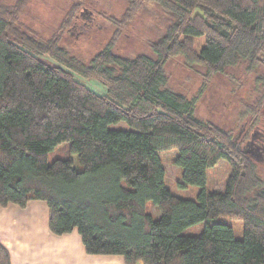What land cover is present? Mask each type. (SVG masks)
<instances>
[{
	"label": "trees",
	"instance_id": "16d2710c",
	"mask_svg": "<svg viewBox=\"0 0 264 264\" xmlns=\"http://www.w3.org/2000/svg\"><path fill=\"white\" fill-rule=\"evenodd\" d=\"M127 1V24L148 2L165 15L151 54L123 56L114 37L84 58L25 24L22 2L0 0V206L47 202L54 235L77 230L88 254L126 264H264V175L253 138L245 146L198 116L196 97L169 89L165 71L180 56L211 75L243 67L264 86V0ZM260 113L244 126L264 145ZM120 122L131 129H111ZM170 150L180 187L201 188L197 200L167 188L159 153ZM221 160L232 166L226 189L209 192L207 171ZM224 219L243 222L242 240ZM202 222L200 235H183ZM0 264H12L2 244Z\"/></svg>",
	"mask_w": 264,
	"mask_h": 264
},
{
	"label": "rangeland",
	"instance_id": "374dc122",
	"mask_svg": "<svg viewBox=\"0 0 264 264\" xmlns=\"http://www.w3.org/2000/svg\"><path fill=\"white\" fill-rule=\"evenodd\" d=\"M8 3L24 4L22 21L38 30L46 37L60 36L61 45L71 53L84 58L92 57L115 37L116 52L132 57L137 54H151L149 43L158 39L165 31L164 13L154 3H145L135 10L131 21L125 23L129 3L127 0H4ZM118 20L115 26L112 20ZM168 88L174 92L197 99V115L203 119L232 130L234 137L242 138L245 146L255 134L262 139V133L251 128L250 119L255 115L252 110L260 111L259 121L264 122V86L255 82L254 73H248L243 67L229 69L221 75H211L201 67H189L184 58L176 57L166 65ZM87 87L99 95L107 93L106 88L95 80H86ZM247 121L250 123L246 125ZM111 129L130 130L125 123L111 125ZM243 136V137H242ZM262 142L257 139V143ZM262 146V145H261ZM60 154V147L48 156L50 162ZM166 168L165 184L177 197L197 200L201 188L190 186L180 187L182 169L174 164L178 150L160 152ZM78 165V159L73 156ZM264 175V155L259 163ZM231 164L221 160L215 167L207 171L206 190L224 192ZM46 203L44 201H40ZM48 206V204H47ZM49 208V207H48ZM148 212L159 218V213L152 203L147 205ZM224 221L233 227L237 240L244 238V224L238 220ZM206 222L187 228L183 235L198 236Z\"/></svg>",
	"mask_w": 264,
	"mask_h": 264
},
{
	"label": "crops",
	"instance_id": "0c3cea01",
	"mask_svg": "<svg viewBox=\"0 0 264 264\" xmlns=\"http://www.w3.org/2000/svg\"><path fill=\"white\" fill-rule=\"evenodd\" d=\"M0 244L12 264H126L123 256L90 255L77 230L62 236L49 228L46 203L0 206Z\"/></svg>",
	"mask_w": 264,
	"mask_h": 264
},
{
	"label": "flooded vegetation",
	"instance_id": "af4514ba",
	"mask_svg": "<svg viewBox=\"0 0 264 264\" xmlns=\"http://www.w3.org/2000/svg\"><path fill=\"white\" fill-rule=\"evenodd\" d=\"M244 128H245V126L243 127V129L242 130H244ZM256 139H259V140H261L262 141V139L261 138H259L258 136H257V134H255L254 136H253V142L251 143V145H250V151H251V153L253 154V155H256V157H258L259 158V160L261 161V160H263V155H264V145H263V143L261 142V145L259 144H256L255 142L257 141Z\"/></svg>",
	"mask_w": 264,
	"mask_h": 264
}]
</instances>
